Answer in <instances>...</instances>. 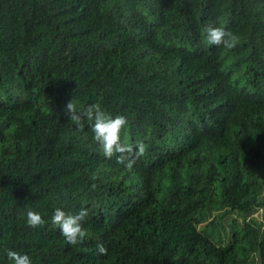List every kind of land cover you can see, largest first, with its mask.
Instances as JSON below:
<instances>
[{
	"label": "trees",
	"instance_id": "1",
	"mask_svg": "<svg viewBox=\"0 0 264 264\" xmlns=\"http://www.w3.org/2000/svg\"><path fill=\"white\" fill-rule=\"evenodd\" d=\"M209 25L235 46L209 45ZM70 102L127 118L121 142L144 148L131 168ZM56 208L87 209L82 243ZM28 209L45 223L28 227ZM9 249L32 264H264V0H0V264Z\"/></svg>",
	"mask_w": 264,
	"mask_h": 264
},
{
	"label": "clouds",
	"instance_id": "2",
	"mask_svg": "<svg viewBox=\"0 0 264 264\" xmlns=\"http://www.w3.org/2000/svg\"><path fill=\"white\" fill-rule=\"evenodd\" d=\"M204 31L209 45H223L227 48H233L236 44V37L227 33L223 28L209 25L205 27ZM67 112L70 114L69 119L77 129L83 130L85 127L91 129L93 138L98 143L105 158L110 159L115 155L117 163L131 168L136 157L143 154L142 145H137V150H134L133 145L121 142L120 133L121 129L127 125L126 117L122 115L113 117L97 103L90 104L81 111L73 102H70L67 105ZM87 215L86 208H81L75 214L66 213L61 208H56L50 217V222L58 228L60 234L70 245H77L82 243L86 237L82 222ZM24 216L28 227L36 228L45 223L42 216L31 209H28ZM96 248L99 255H105L107 252L103 244H97ZM6 256L8 264H32V259L27 253L9 249Z\"/></svg>",
	"mask_w": 264,
	"mask_h": 264
},
{
	"label": "rangeland",
	"instance_id": "3",
	"mask_svg": "<svg viewBox=\"0 0 264 264\" xmlns=\"http://www.w3.org/2000/svg\"><path fill=\"white\" fill-rule=\"evenodd\" d=\"M254 215L258 216L260 218V210L254 213ZM231 216L235 217L237 220H240V217L236 214H231Z\"/></svg>",
	"mask_w": 264,
	"mask_h": 264
}]
</instances>
